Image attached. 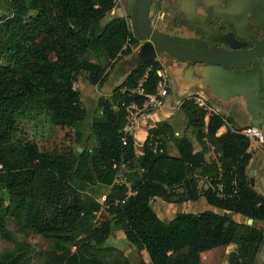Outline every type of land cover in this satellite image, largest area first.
<instances>
[{
	"label": "trees",
	"instance_id": "obj_1",
	"mask_svg": "<svg viewBox=\"0 0 264 264\" xmlns=\"http://www.w3.org/2000/svg\"><path fill=\"white\" fill-rule=\"evenodd\" d=\"M115 1L0 0L7 9L0 17V234L13 242L0 252V264H132L104 245L113 226L129 244L146 251L150 264H199L201 252L226 245L233 249L225 264H255L262 234L229 215L264 221V195L249 181V137L230 128L217 134L225 116L210 113L205 122L207 110L190 98L180 105L186 122L198 143L206 140L219 158L207 161L202 149L195 151L167 123L150 129L136 153L132 135L123 132L126 108L132 103L140 107L146 94L156 92L162 67L155 59L135 66L97 100L101 113L87 116L75 83L84 74L91 84L102 85L107 69L97 57L113 65L120 54L131 52H121L127 35L132 36L125 19L103 23ZM199 34L203 38L196 40V50L219 41L207 30ZM137 41L132 36V44ZM144 75V94L131 93ZM25 109L49 111L55 126L73 127L74 144L54 151L41 148L37 140L18 138ZM168 142L176 154L168 152ZM119 172L124 181L116 184ZM202 174L211 183L201 190ZM218 182L224 198L211 190ZM97 186L103 189V203L86 192ZM201 196L223 213L180 211L165 221L152 207L156 198L180 203ZM6 216L17 220L20 239L6 227ZM39 235L51 236L50 249L38 247Z\"/></svg>",
	"mask_w": 264,
	"mask_h": 264
},
{
	"label": "rangeland",
	"instance_id": "obj_2",
	"mask_svg": "<svg viewBox=\"0 0 264 264\" xmlns=\"http://www.w3.org/2000/svg\"><path fill=\"white\" fill-rule=\"evenodd\" d=\"M120 1L125 6L130 4V0ZM257 4L264 5V0H152L149 21L154 29L159 30L171 37L202 39L203 37L201 34H199V32L202 30H207L212 33L214 31H230L234 33L238 39H243L248 37L251 33H254L256 30L264 35V27L262 25L256 26V23L253 19V9ZM6 13L7 9L0 2V17ZM104 20H107L106 17ZM261 36H258L257 38H260ZM99 53V55L102 54V56L105 54L103 50ZM165 55L168 54L162 52V56ZM123 56V54H120L119 58L113 65L107 58L103 57L102 59V57H97V61L109 71V79L116 78L121 75V58H123ZM90 57L92 60H96L94 53ZM136 57L138 60L139 55ZM1 62L4 63V60H1ZM165 67H167V64ZM177 76L178 74L173 73L169 76L171 87L174 91L171 97L176 95L175 92L178 93L180 82ZM258 82L259 79L257 76L250 79V82L247 84L248 88H246L244 95H242V99H239L238 95H224L218 86L210 87L206 91L208 100L202 101L203 107H205L208 111L213 112V110L210 109L212 107H209L208 105L217 104L220 107V110L218 107H216L218 108V113L224 115L225 122L229 124H226V128H230L235 132L240 131L249 124L250 120L249 115L245 110L244 102L246 101L247 96L250 97L249 95H252L253 91L256 93L259 84ZM82 104L86 107L87 111H94V107L91 106L92 104H90L88 97L85 95L82 99ZM93 115H95V113H87L88 117H92ZM86 121H88L87 118ZM19 124L20 131L17 133V137L20 139L22 138L23 140L28 138L37 140L41 148L60 151L64 150L67 145L74 144V128L55 126L52 122L51 113L49 111H33L30 109H25L19 115ZM83 127L86 128L87 123H84ZM84 136H86V130ZM195 143V147L203 150L207 161H214L219 158V154L217 151H215L214 146H212L206 140H202V143L199 144L195 139ZM167 149L168 152H172L173 145L169 144ZM250 150L252 151V155H257L258 158V151L261 153V150H264V140L259 143L252 142ZM251 176L254 180V189L264 195V181L262 182V179L260 181L261 172L255 171V173L253 172ZM197 183L198 188L202 190L210 186L211 180L208 176L206 177L204 174H202L201 177L198 178ZM261 183H263V185ZM101 191L103 193V189L101 190V188L98 186L94 188H88L86 190L87 193H92L93 196L97 197V199L103 203L104 196L99 195ZM199 198L202 199V201L200 204H196V206H194L193 203L188 202H193V200H187L185 205L182 206V202L173 203L156 198L152 201V207L157 215H159V217L165 221H170L172 218H174L176 213L180 211H190L191 209H189L188 206L193 208L196 213L208 210L207 208H210L211 210L218 213H223V210L221 209L211 205L208 207V203L204 197L201 196ZM104 212V209L100 210L94 214L95 216L92 220L97 222ZM229 215L235 221L248 223V220L246 221V217L241 214L229 212ZM16 221L17 220L14 219L13 216L5 217L6 227L15 234V237L20 239L22 237V233L18 230ZM248 224L252 225L254 229L260 231L262 234V241L259 245L255 264H264V258H262L264 256V221H251ZM81 236L82 235H78V238ZM36 240L37 238H35L34 241ZM37 241L38 247L42 249H50L52 247V238L50 235H39ZM104 245L112 246V253L117 252L115 254L119 255L121 260L128 259L132 264H150L146 251L138 250L134 245L129 244L125 239L122 230L117 227H112L110 236L105 240ZM12 246L13 242L3 238L0 234V252L5 249L12 248ZM75 249L76 246L73 247V250ZM232 249L233 246L226 245L203 251L200 255L201 258L199 264H225V256L227 252ZM99 256H101V253Z\"/></svg>",
	"mask_w": 264,
	"mask_h": 264
},
{
	"label": "crops",
	"instance_id": "obj_3",
	"mask_svg": "<svg viewBox=\"0 0 264 264\" xmlns=\"http://www.w3.org/2000/svg\"><path fill=\"white\" fill-rule=\"evenodd\" d=\"M129 2L130 4L128 6H125L119 0V2L113 6L110 13L107 14L106 17L107 20H103V23L107 22L108 19L110 20L111 18H116L120 16L121 18L125 19L124 17H126L127 15H129V18L131 20H133L137 0H130ZM150 14H151V9H150L149 17ZM141 43L142 40H138L136 44H132L131 52L128 53L127 55H124L123 58H121L122 65H121L120 76L109 79L108 78L109 71L107 70V74L104 83L102 85L91 84L84 74L80 76L79 80L75 83V86L80 91L81 100L83 99L84 95L88 97L90 104H92L91 106L94 107V111H95V112L87 111V113H93V114L95 113V115H99L101 113V109L97 106V100L102 96L107 97L111 93L113 88L116 85H118L126 77V75L137 65L138 60L136 59L137 58L136 56L140 53ZM155 60L161 63L162 68L158 70V72L159 75H162V77L166 80L167 95L160 97L158 99L159 103L157 105H148L139 109V114L137 115L136 120L132 123L131 128L129 129V134H131L133 137L135 152L138 154L141 153L142 146L145 143L149 130L162 123H167L168 125H170L176 136H186L192 142L194 146V150L197 151L199 149L195 147L196 138L193 133L194 132L193 127L187 124L184 113L181 110L180 105L182 101L190 98L194 99L195 101L208 100V95L206 91L210 87H214V86L217 87L215 82L217 69L208 64H203V63L191 64L187 62L178 61L170 57L169 55L162 56V53H159L155 57ZM166 64L167 67H165ZM172 73L178 74L177 77L180 82V85L178 87V93L175 92L176 95L173 97L171 96L173 95L174 91L171 87V82L169 78V76ZM238 97L239 99L243 98L240 95H238ZM208 106L212 107L210 109H212L214 113L219 114L217 110L218 108L220 110V107L217 104L208 105ZM207 120H208V116L206 115L205 122ZM248 125L245 127H248ZM225 130H226V125L223 124L217 130V133H223ZM169 144L173 145V150L172 152L169 153L173 155L176 154L177 150L174 144L172 142H168L167 146H169ZM257 154H259L258 158L257 155H252L248 164V168L249 170H252L254 173L255 171H260L261 172L260 181L262 179L263 182L264 181V150H261V153H259L258 151ZM199 177H201V175H199ZM100 196H104V195H100ZM201 201L202 199L199 198L194 200L193 202L191 201L188 202L193 203L194 206H196V204L197 205L200 204ZM185 203L186 201L182 202L181 205L184 206ZM209 206L210 205L208 204V207ZM188 208L191 210L190 211L184 210V212L196 213L193 210V208L189 206ZM207 209L211 210L210 208Z\"/></svg>",
	"mask_w": 264,
	"mask_h": 264
},
{
	"label": "water",
	"instance_id": "obj_4",
	"mask_svg": "<svg viewBox=\"0 0 264 264\" xmlns=\"http://www.w3.org/2000/svg\"><path fill=\"white\" fill-rule=\"evenodd\" d=\"M151 1L152 0H137L133 20H130L132 35L137 36L138 40H142L137 65L152 60L153 58L155 59V57L162 52H165L170 57L178 61L191 64H208L217 69L215 82L224 95H244L246 88H248L247 84L253 76L247 74L245 71L235 72L225 68L224 66L230 65L231 67H240L253 62L260 64L261 55L264 53V39L256 46L246 48L245 46H247V42L238 39L234 33L230 31H214L213 33H210H212L217 40H222L227 43L230 48L196 50L192 46L177 43L171 38V36H168L151 26L149 22V9L151 7ZM126 17H129V15ZM260 78L262 84L264 85L263 67L261 69ZM249 96L250 97H246V101L244 102L245 110L250 119L248 126H254L260 129L264 140V94L261 95L262 98L259 101V108H256L258 100L256 93L253 92L252 95ZM258 117V121L257 119H254ZM78 149L81 148L79 147ZM252 173L253 171L249 170L248 174L250 185L254 186V180L251 176ZM251 221L252 219L249 218L248 223ZM262 258H264V256Z\"/></svg>",
	"mask_w": 264,
	"mask_h": 264
},
{
	"label": "built area",
	"instance_id": "obj_5",
	"mask_svg": "<svg viewBox=\"0 0 264 264\" xmlns=\"http://www.w3.org/2000/svg\"><path fill=\"white\" fill-rule=\"evenodd\" d=\"M118 1L119 0H116L115 4ZM110 11H108V14L110 13ZM125 21H126V24L128 26V29L131 31L130 21H128L126 18H125ZM132 36L127 35V37H126V39H125V41L121 47V52L127 51L128 49H131V47H132V42H131ZM158 74H159V72H158ZM144 78H145V75L138 81L137 85L133 89L130 90L131 93L144 94V90L142 87V83L144 81ZM165 95H167V83H166V80L162 77V75H160V79L158 80L157 85H156V92L155 93L146 94V99L144 100L143 104L140 107L134 103L127 106V108H126V111H127L126 123H125V126L123 128V132L129 131L132 123L136 120L137 115L139 114V109H141L142 107L148 106V105H157L159 103L158 99L160 97L165 96ZM196 102L200 106L203 107L202 101L197 100ZM203 108L206 109L205 107H203ZM210 113H213V112H210L207 110L206 115L209 116ZM226 124H228V123L225 122V125ZM237 132L249 137V139L253 143H259V142L263 141V134L260 131V129H258L257 127L248 126V127L242 128L240 131H237ZM123 181H124V179L121 177V172H119L117 174V177L115 178L114 182L116 184H121ZM222 189H223V185L220 182H218L215 186H211L212 192L218 198H224L227 196V194H225ZM131 193H132V191L129 189L127 195H130ZM122 201H124V200H122Z\"/></svg>",
	"mask_w": 264,
	"mask_h": 264
},
{
	"label": "flooded vegetation",
	"instance_id": "obj_6",
	"mask_svg": "<svg viewBox=\"0 0 264 264\" xmlns=\"http://www.w3.org/2000/svg\"><path fill=\"white\" fill-rule=\"evenodd\" d=\"M260 7V8H258ZM150 10V9H149ZM260 10V12H259ZM253 13H254V21L257 25H262L264 27V5H255L254 9H253ZM252 13V15H253ZM126 18L128 21H130L131 19L129 17H124ZM150 22V21H149ZM223 27V26H222ZM255 30V28H254ZM261 33H259V31H255L254 33H251L248 37L243 38L241 40L247 42V46H245L246 48H250V47H254L256 46L258 43H260L263 39H264V35H262ZM258 36H261L260 38H257ZM173 40H175L177 43L180 44H186L187 40H190L189 43H191L192 47L197 48L198 42H196L197 39H192V38H180V37H171ZM211 46V47H209ZM229 49V45L227 43H225L224 41H216V42H212L210 44L207 45V50L208 49ZM264 69V53L261 55L260 58V64L257 62H253L247 65H243L240 67H231L230 65H225V68H231L230 70L235 71V72H241V71H245L247 74L252 75L253 77H258L259 79V84H258V88L256 91V95L258 97L257 103H256V108H259V101L262 98V94H264V85L262 84L261 81V69L262 67ZM254 92V91H253ZM255 93V92H254ZM263 107H264V102H263ZM254 119H259L258 118H254Z\"/></svg>",
	"mask_w": 264,
	"mask_h": 264
}]
</instances>
